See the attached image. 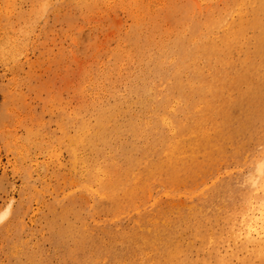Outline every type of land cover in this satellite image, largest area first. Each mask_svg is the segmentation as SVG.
I'll return each mask as SVG.
<instances>
[{
    "label": "rangeland",
    "instance_id": "374dc122",
    "mask_svg": "<svg viewBox=\"0 0 264 264\" xmlns=\"http://www.w3.org/2000/svg\"><path fill=\"white\" fill-rule=\"evenodd\" d=\"M250 2L0 0V212L12 211L0 224V264H139L146 251L162 264L167 252L174 263L215 264L195 241L198 208L213 236L264 152V0ZM180 99L195 109L191 129ZM123 147L135 171L116 180L106 153ZM101 179L126 184L115 191L128 200L117 226L80 187ZM140 217L184 229L182 246L115 244L117 228L130 234ZM106 236L112 246L97 241Z\"/></svg>",
    "mask_w": 264,
    "mask_h": 264
},
{
    "label": "bare ground",
    "instance_id": "6f19581e",
    "mask_svg": "<svg viewBox=\"0 0 264 264\" xmlns=\"http://www.w3.org/2000/svg\"><path fill=\"white\" fill-rule=\"evenodd\" d=\"M39 1V0H38ZM152 2V1H151ZM153 3V2H152ZM36 4V3H35ZM57 4V3H56ZM158 4V3H156ZM163 4V3H162ZM161 5V4H160ZM221 5V4H220ZM151 6V5H150ZM250 6H257L256 0H251ZM109 8V7H108ZM151 8V7H150ZM197 8V7H196ZM240 15V14H239ZM252 16V15H251ZM169 20V19H168ZM171 21V20H170ZM189 21V20H188ZM187 21V22H188ZM174 22V21H173ZM222 20L219 22V29H224L225 33L228 35L230 31L233 29V23L229 20L225 21ZM116 23V22H115ZM122 23V22H121ZM172 23V21H171ZM223 23V24H222ZM117 24V23H116ZM114 24V25H116ZM120 24V23H119ZM118 24V25H119ZM171 25V24H170ZM190 26V25H189ZM196 26V25H195ZM116 27V26H115ZM178 27V26H177ZM176 27V28H177ZM259 27V26H258ZM110 28V27H109ZM180 28V27H179ZM117 29V28H116ZM81 30V28H80ZM215 32V31H213ZM78 34V32H76ZM92 34V33H91ZM250 34V32H249ZM110 35V34H109ZM229 37V36H228ZM227 37V38H228ZM100 38V37H99ZM225 38V39H227ZM96 39V38H95ZM67 42V41H66ZM69 42V41H68ZM75 42V41H74ZM170 42V41H169ZM73 44V43H72ZM114 45V44H113ZM74 46V44H73ZM231 46V45H230ZM71 52V50H70ZM228 53V52H227ZM72 54V53H71ZM204 55V54H203ZM73 56V55H71ZM173 59V58H172ZM155 66V65H154ZM94 67V66H93ZM103 67V66H102ZM96 68V67H94ZM148 68V67H147ZM172 68V67H171ZM170 68V69H171ZM255 73V72H254ZM152 74V73H150ZM131 77V76H130ZM199 77V76H197ZM196 77V78H197ZM261 77V75H260ZM254 78V77H253ZM248 79V78H247ZM256 79V78H255ZM250 80V79H249ZM253 80V79H252ZM259 80V79H258ZM260 81V80H259ZM254 84V82L252 81ZM161 84V83H160ZM257 84V82H256ZM107 85V84H106ZM157 86V85H156ZM161 86V85H160ZM155 87V86H154ZM264 90V89H262ZM142 91V90H141ZM151 91V90H150ZM164 91V90H163ZM157 93H161V90L156 88ZM139 93V92H138ZM149 95V94H148ZM195 98V97H194ZM158 101V100H157ZM151 102V101H149ZM105 103V102H104ZM74 104V103H73ZM152 105V104H151ZM179 107L181 108V113L184 116L185 120L183 125L187 129H191L194 123V112L195 109L192 107L190 100L187 99H180L178 102ZM194 106V105H193ZM139 107V106H138ZM196 107V106H194ZM143 109V108H142ZM178 107L176 105L177 111ZM238 109V108H237ZM144 110V109H143ZM235 110V107H234ZM143 112V111H142ZM239 112V110H238ZM238 114V113H237ZM236 114V115H237ZM234 115V114H233ZM235 115V117H236ZM149 117V116H148ZM141 118V117H140ZM144 118V117H143ZM236 119V118H235ZM182 125V124H181ZM102 126V125H101ZM249 127V126H248ZM250 130V129H249ZM230 131V130H229ZM233 131V130H231ZM73 133V132H71ZM247 135V134H246ZM67 139V138H66ZM129 139V138H128ZM74 140V139H73ZM127 142V141H126ZM125 143V142H124ZM253 144V143H252ZM256 144V143H255ZM104 149V148H103ZM71 150V149H70ZM152 150V149H151ZM157 150V149H156ZM104 152V151H103ZM128 153L126 148H116L113 150H108L106 155L111 161V165L113 168V172L115 174L116 180L124 179L128 177V175L135 171V169H130L128 165L125 168V164L121 159L126 158L125 155ZM73 154V153H72ZM105 155V154H104ZM105 155V156H106ZM70 156V155H69ZM93 156V154H92ZM240 156V155H239ZM229 157V156H228ZM71 158V156H70ZM107 158V159H108ZM155 158V157H154ZM121 160V161H120ZM249 160V159H248ZM67 162V161H66ZM76 157L74 164L77 163ZM72 163V162H71ZM235 163V162H234ZM70 165V163H69ZM73 165V163H72ZM220 165V164H219ZM233 165V164H232ZM253 172L251 175L246 179L244 186H245V196L240 203L238 208L235 209H225L222 214H217L215 216V233L213 236L209 235L206 236L200 229V226L205 223V221H209L205 217V212L202 208H198L199 212L196 215L197 225L199 226L196 229L195 234V241L200 242L202 246H206L207 250L213 251L215 254V264H264V152L259 153L257 158L253 163ZM67 167V166H66ZM77 167V166H76ZM222 167V166H221ZM220 168V167H219ZM231 168V167H230ZM69 169V168H68ZM74 170V167H73ZM76 170V169H75ZM67 171V170H66ZM71 171V169H69ZM77 171V170H76ZM72 172V171H71ZM68 172V173H71ZM67 173V174H68ZM77 173V172H76ZM239 174V173H237ZM77 175V174H76ZM233 175V174H232ZM65 175L64 177H66ZM133 176V175H132ZM241 176V175H240ZM63 177V176H60ZM234 178L233 176H231ZM246 177V176H245ZM69 178V176H68ZM71 178V176H70ZM211 178V177H210ZM228 178V177H227ZM74 179V178H73ZM132 179V177H131ZM65 180V179H64ZM63 180V181H64ZM156 180V179H155ZM226 180V179H225ZM73 181V180H72ZM76 181V180H75ZM86 181V180H85ZM141 181V177L138 178L137 182ZM228 181V180H227ZM66 182V181H65ZM115 182V181H114ZM224 182V181H222ZM229 182V181H228ZM74 183V182H73ZM98 185L93 184L90 180H88L84 184H80L82 190L86 192V194L94 201H98V208H105L106 210H110L112 212L114 218V225L120 223L122 220L121 215L123 203L128 202L126 194L123 196H117L115 191L120 188L122 190L126 184H114V183H105L104 179L97 180ZM55 184V183H54ZM70 184V183H69ZM79 184V182H78ZM154 184V183H153ZM61 185V184H60ZM73 184H71L72 186ZM118 185H121L119 188ZM57 186V185H56ZM79 186V185H78ZM222 186V185H221ZM240 186V185H239ZM182 187V186H180ZM217 187V186H216ZM57 188V187H56ZM59 188V187H58ZM73 188V187H72ZM183 188V187H182ZM149 189H152L150 187ZM59 191V190H58ZM67 191V190H64ZM49 192V191H48ZM82 192V191H81ZM221 192V191H220ZM228 192V191H227ZM62 193V192H61ZM60 194V193H59ZM78 194V193H76ZM150 194V193H146ZM61 195V194H60ZM221 196V195H220ZM58 197V196H57ZM61 197V196H60ZM166 198H176L172 192H167L165 194ZM51 198V197H50ZM53 198V197H52ZM79 198V197H78ZM77 198V199H78ZM164 198V197H163ZM203 199V198H202ZM149 200L146 199V201ZM50 201V200H49ZM79 201V200H78ZM77 201V202H78ZM52 202V201H51ZM71 202V201H70ZM149 202V201H148ZM54 203V202H52ZM73 203V202H72ZM83 203V202H82ZM69 204V203H68ZM168 204V203H167ZM217 204V203H216ZM50 205V203H49ZM65 205V204H64ZM94 206V205H93ZM173 206V205H172ZM170 207V206H169ZM175 207V206H174ZM58 208V206H56ZM74 208V207H73ZM77 208V206H76ZM173 208V207H172ZM171 208V209H172ZM14 209V208H13ZM83 209V208H82ZM193 209V208H192ZM223 209V208H222ZM85 210V209H84ZM88 210V209H87ZM92 210V209H90ZM187 210V209H186ZM197 210V209H196ZM19 211V210H18ZM54 211V210H53ZM59 211V210H58ZM15 212V211H14ZM51 212V211H50ZM173 212V211H172ZM11 205L5 208L3 211L0 212V224L4 223L10 214ZM18 213V212H17ZM52 213V212H51ZM49 213V214H51ZM56 213V212H55ZM59 213V212H58ZM67 213V212H66ZM71 213V212H70ZM132 213L140 214V211L135 212L133 209ZM174 213V212H173ZM15 214V213H14ZM57 215V214H55ZM82 215V213H81ZM84 215V214H83ZM104 215V214H103ZM16 216V215H15ZM54 216V215H53ZM67 216V215H66ZM69 216V215H68ZM102 216V215H101ZM105 216V215H104ZM195 216V217H196ZM13 217V216H12ZM52 217V216H51ZM74 217V216H73ZM147 217V216H146ZM166 217V216H165ZM55 218V217H54ZM189 218V217H187ZM13 219V218H12ZM16 219V218H15ZM72 219V218H71ZM80 219V218H79ZM192 219V218H191ZM11 220V219H10ZM10 220L8 222H10ZM50 220V219H49ZM58 220V219H57ZM66 220V219H65ZM83 220V219H82ZM63 221V220H62ZM147 221V220H146ZM165 221V220H164ZM162 221V222H164ZM126 222V221H125ZM181 218L176 220L175 222L166 221L165 227L167 229H174L179 227L181 224ZM6 223V222H5ZM109 223V222H108ZM149 225H147L143 219L140 217L138 220L132 222V232H128L130 234H126L121 228H117L118 234V241L114 242L117 245L121 246H129L127 248L134 249V248H144L145 250H156V249H168L170 250L169 246H182V241L179 240L178 234L183 230L177 231V233L173 230H162L159 227L161 223L160 218H154L149 220ZM180 223V224H179ZM212 223V220H211ZM7 224V223H6ZM56 224V223H55ZM54 224V225H55ZM66 224V223H65ZM124 224V223H123ZM13 225V223L11 224ZM49 225V224H48ZM64 225V223H63ZM103 225V224H102ZM106 225V224H105ZM109 225V224H108ZM107 225V226H108ZM112 225V224H111ZM130 226V227H131ZM15 227V226H14ZM63 228V227H62ZM190 228V227H189ZM22 229H24L22 227ZM115 229V228H114ZM2 230V229H1ZM20 230V229H19ZM59 230V227L58 229ZM61 230V229H60ZM83 230H86V226L84 224ZM51 231V230H50ZM70 231V230H69ZM72 232L74 233L75 230L73 229ZM103 232V231H102ZM56 233V232H55ZM104 235V233H102ZM56 235V234H55ZM74 235V234H73ZM52 236V235H51ZM77 236V235H76ZM54 237V236H53ZM53 237H51L53 239ZM57 237V235H56ZM68 237V236H67ZM50 238V236H49ZM55 238V237H54ZM58 238V237H57ZM74 238V237H73ZM78 238V237H77ZM56 239V238H55ZM112 239L111 236H106L105 238H100L99 241L101 246L104 245H111L110 240ZM24 241V240H23ZM58 241V240H57ZM60 241V240H59ZM96 241V242H97ZM190 242V241H189ZM22 243V241L20 242ZM185 243V242H184ZM86 244V243H85ZM27 245V244H26ZM74 245V244H73ZM116 245V247H117ZM193 245V244H192ZM191 245V246H192ZM23 246V243H22ZM57 246V244H56ZM98 247L99 244H97ZM112 246V245H111ZM185 246V245H184ZM54 247V246H53ZM58 247V246H57ZM96 247V245H95ZM115 247V246H114ZM164 247V248H160ZM113 248V247H112ZM142 248V249H143ZM56 249V248H55ZM59 249V248H58ZM95 249V248H94ZM109 249V248H108ZM137 250V249H136ZM54 251V249H53ZM81 251V250H80ZM96 251V250H95ZM61 252V251H60ZM101 252V251H100ZM113 252V251H112ZM54 253V252H53ZM57 253V252H56ZM55 254V253H54ZM62 254V253H61ZM101 256L103 252L100 253ZM173 252H167L165 255L166 261L163 264H187V263H174V259L171 257L173 256ZM204 254V253H203ZM94 255V254H93ZM98 255V254H97ZM134 255V254H133ZM206 255V254H204ZM210 255L212 256L211 252ZM85 256V255H84ZM145 260H142L139 264H162L159 263L161 261L155 262L151 256V253L146 251L144 254ZM209 256V255H208ZM90 257V256H88ZM130 257V256H129ZM56 258V257H55ZM123 258V257H122ZM139 258V257H138ZM137 258V259H138ZM177 258V257H176ZM82 259V258H81ZM92 259V256H91ZM90 259V260H91ZM142 259V258H140ZM144 259V258H143ZM56 259L55 261H57ZM69 260V259H68ZM53 261V259H52ZM50 261V262H52ZM107 261V260H106ZM105 261V262H106ZM179 261V260H178ZM69 262V261H68ZM73 262V261H72ZM93 262V261H92ZM56 263V262H55ZM67 263V262H65ZM76 263V262H75ZM74 263V264H75ZM136 263V262H134ZM51 264V263H49ZM82 264V263H81ZM101 264V263H100ZM115 264V263H114ZM130 264V263H129ZM203 264H211V260L205 261Z\"/></svg>",
    "mask_w": 264,
    "mask_h": 264
}]
</instances>
